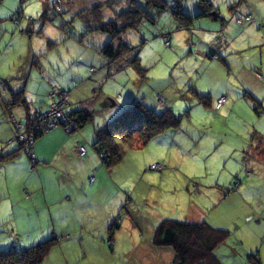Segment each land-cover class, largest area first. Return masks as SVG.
Here are the masks:
<instances>
[{
  "label": "rangeland",
  "instance_id": "rangeland-1",
  "mask_svg": "<svg viewBox=\"0 0 264 264\" xmlns=\"http://www.w3.org/2000/svg\"><path fill=\"white\" fill-rule=\"evenodd\" d=\"M103 1L106 0H63L61 15L42 20L45 0H0V75L18 76V67L31 47L37 55L44 53L39 58L43 68L56 64L58 56L65 62V71L80 65L76 59L79 48L103 36L109 39L104 33H85L83 14L91 13L92 7ZM143 1L108 0L114 6L103 9V19L112 18L129 3L141 5ZM208 1L212 9L203 0H177L170 6L192 17L210 12L215 18L196 16L185 28L173 20L170 8H151V21L143 19L136 29L122 35V40L135 48L132 55H137L144 72L141 77L132 67L119 72L121 88H112L115 94H121L116 98L118 104L125 108L134 99L147 105L143 96L148 101V94H160L168 105L170 102L168 108L176 117H181L176 129L134 149L140 156L142 171L131 188L147 226L155 219L157 223L166 218L187 221L192 209L202 207L198 206V196L209 190L221 192V199L213 204L205 198L202 208L203 221L228 232L215 247L214 255L220 264H264V0ZM30 8L34 12H29ZM248 11L251 15H247ZM245 15L251 20L245 21ZM238 18L243 19L241 24ZM191 37L196 44L191 45ZM49 41L56 44L51 49ZM225 41L229 42L227 49L213 52L216 57L212 58L206 45L217 47ZM196 45L207 50L206 57L197 54ZM61 64L62 60L58 66ZM29 70L33 82L30 86H36L42 75L35 67ZM222 93L226 99L230 93L229 97L237 102L232 109L225 104L216 108L215 96ZM2 95L0 89L1 101ZM117 107L114 111H118ZM153 164L161 168L153 170ZM116 192V188L109 187L110 198ZM2 217L0 250L22 249L48 239H30L33 235L24 234L29 224ZM12 228L21 234L16 235ZM118 238L120 243H128V229ZM144 238L142 235L141 240ZM79 242L82 240L75 241ZM75 247L71 245L65 253L54 247L45 260L48 258L49 264H127L123 245L115 249L107 245L100 252L95 247L85 248L86 254ZM157 248L152 249L171 250ZM163 255L158 264H171Z\"/></svg>",
  "mask_w": 264,
  "mask_h": 264
},
{
  "label": "crops",
  "instance_id": "crops-1",
  "mask_svg": "<svg viewBox=\"0 0 264 264\" xmlns=\"http://www.w3.org/2000/svg\"><path fill=\"white\" fill-rule=\"evenodd\" d=\"M247 15L251 13L248 11ZM201 36L203 37L202 34ZM169 37H172L171 33ZM53 41L57 42V40ZM107 42V36L97 38L96 41L90 40V43L79 48L76 59L81 61L78 62L80 65L70 67L67 71L63 67L65 62L60 56L56 64H50V68H43V62L39 58L44 53L37 55L38 52L31 47L18 67L21 68L18 76L0 75L2 79L7 78L3 81L6 83L8 92H2L0 86L1 94H3V101L0 100V154L6 156L18 151L15 157L0 161V220H3V214L5 217L14 218L9 222L21 221L29 224L30 229L27 228L24 234L29 232V235H33L29 236L30 239L57 238L58 243L55 249L59 247L64 253L71 245L73 247L76 245L83 254H86L85 248L88 250L95 247L100 252L107 245L112 249L123 245L126 249L127 264H158L159 259L164 257V253L167 257L166 261L172 263L174 255L171 248L168 252H163L152 245L151 240L158 219L153 220V224L150 222L149 227L144 224L147 220L142 214L140 216L142 211L131 188L142 171L140 156L134 152L135 150L121 147V162L112 168H106L93 146L95 129L110 121L124 109V105L116 101L121 94H115L116 91H112V88L113 90L121 88L118 85L119 72L128 67L131 68L127 65L126 59L111 63L98 51ZM190 42L191 45L196 44L192 37ZM49 43L53 44L50 49L56 45L52 41ZM199 46L196 45L197 54L206 57L207 50ZM206 46L210 52L217 53L226 50L229 42L225 41L217 47L213 44ZM42 51V49L39 50V52ZM60 60L62 64L58 66ZM32 67H35L42 75L41 79L35 82L36 86H30L33 82H30L31 70L29 69ZM91 68L95 71L91 72ZM138 75L141 77L140 74ZM134 77L137 79L136 76ZM37 86L42 88V91L35 89ZM66 89L69 91V111H77L83 107L91 109L92 120L84 125V129L82 126L73 133H68L58 126L37 138L32 148L36 160L34 163L28 153L20 149L15 139L13 117L19 121L26 118L32 119L48 109L52 91ZM20 91L23 92L26 106L17 103L8 111L4 98L6 96L10 98L11 93L16 94ZM219 96L224 97L223 93L219 94L215 96L217 100ZM229 96L230 93L224 104L230 110L237 102ZM145 98L143 96L142 100L155 110L170 105V102L168 105L166 98L160 94L157 96H153V93L148 94V101ZM133 102L134 99L128 101L126 107ZM216 103L217 101L215 105ZM116 107L115 110L118 111H114ZM88 124H91L90 128H86ZM78 144L86 147L87 152L84 157H80L77 152ZM109 187L116 188L119 193L115 195L116 192L110 198ZM206 193L202 197L198 196V206L202 207L192 209L190 211L192 216H188L185 220L203 221L205 198L212 200L210 204L221 199V192L209 190ZM127 229L128 243H120L118 237ZM13 231L16 235L21 234L19 231ZM142 235L146 238L141 240ZM71 240L73 242H70ZM78 240L82 242L76 244L75 241ZM0 244H3V241ZM153 247L157 249H152ZM65 262H68L67 258ZM42 264H49L48 258Z\"/></svg>",
  "mask_w": 264,
  "mask_h": 264
},
{
  "label": "trees",
  "instance_id": "trees-1",
  "mask_svg": "<svg viewBox=\"0 0 264 264\" xmlns=\"http://www.w3.org/2000/svg\"><path fill=\"white\" fill-rule=\"evenodd\" d=\"M171 1L173 2L177 0ZM171 1H169L170 3H166L163 0H144L143 4H139L140 6L129 3L126 9L119 13H115L114 16L108 20L103 19V9L105 7H113L114 5L108 3V0L103 1L100 4L94 5L91 13L83 14L86 26L85 33L100 32L107 34L109 37L108 42L98 49V51L111 63L126 59L127 62L130 63L132 69L142 75L144 69L141 67L137 55H132L135 48L125 43L122 40V35L125 34L127 30L136 29L143 19L151 21L152 19L148 14L151 8L158 11H164L165 9L170 8L173 20L180 27L185 28L189 27V23H191L196 16L212 15V17L214 16L215 18L214 13L209 14L210 12H201L192 17L181 12L178 8L171 9ZM203 1L206 2V5H208L210 9H212L208 0ZM61 14L62 5L61 12L55 13L51 18L48 17L44 4L41 19L53 20L54 17ZM246 16L247 15H245L244 18ZM243 19L238 18V20ZM211 54L216 57V55H214L215 53L212 51L210 52V56ZM0 83L2 92H6L5 81H0ZM54 92H58V94L67 93L69 97V91L67 89ZM17 103L26 106L22 91L16 94L11 93L10 98L5 101V106L8 111H10L12 105ZM69 106L70 102L68 98V101L64 106V112L69 117H76L78 124H75L76 128L73 130V132H76L87 122L92 120V111L91 109L84 107L77 111H69ZM11 115L13 116L12 113ZM26 119L28 120L26 126H29L32 119ZM180 120L181 117H176L174 112L168 107L158 112L140 101H134L122 109L110 121L95 129L93 146L99 153L103 165L106 168H112L122 160L121 147L131 150L139 149L146 145L153 137L167 130L176 129L179 126ZM58 126H61L66 132H68L64 124H59ZM54 128L47 130V132ZM45 133L35 137L32 141L40 138ZM16 141L21 150L25 148L22 141ZM79 145L81 144H78V146ZM17 153L18 151H14L6 156H1L0 154V161L13 158ZM33 158L34 157L32 156L31 161ZM227 235L228 232L226 230L216 229L205 221L190 222L163 219L157 224L151 243L156 247H169L172 249L174 257L171 264H220L214 255V249L218 244L224 241ZM57 243L58 239L51 237L26 248L17 249L10 247L8 249L0 250V264H42L51 249L54 248Z\"/></svg>",
  "mask_w": 264,
  "mask_h": 264
},
{
  "label": "built area",
  "instance_id": "built-area-1",
  "mask_svg": "<svg viewBox=\"0 0 264 264\" xmlns=\"http://www.w3.org/2000/svg\"><path fill=\"white\" fill-rule=\"evenodd\" d=\"M62 2L63 0H45V11L47 16L51 18L55 13L61 12ZM174 4H176V2H171V5ZM244 20L249 21L250 17L246 16ZM239 23H241V20H239ZM165 45L169 46L170 43L167 42ZM211 57L214 58L213 54H211ZM223 101V98L218 99L217 107H219ZM65 105L66 97L62 94H59L52 98L51 102L49 103L48 110L32 119L29 126H26L24 122L15 123V121H13V126L15 123V129L19 134V138L24 140L26 145H29L35 137L47 132V130L52 129L59 124H64L66 129L78 124L75 116L69 117L68 115L64 114ZM83 151L84 148L80 147V154H83ZM151 168L158 170L161 168V166L155 164L152 165Z\"/></svg>",
  "mask_w": 264,
  "mask_h": 264
},
{
  "label": "bare ground",
  "instance_id": "bare-ground-1",
  "mask_svg": "<svg viewBox=\"0 0 264 264\" xmlns=\"http://www.w3.org/2000/svg\"><path fill=\"white\" fill-rule=\"evenodd\" d=\"M174 2H176V1H174ZM250 17V16H249ZM250 20H251V17H250ZM95 71V69H92V72H94ZM60 94V93H59ZM58 94V92H54V91H52L51 93H50V97L51 98H54L55 96H57V95H59ZM62 95H64L65 97H66V103H67V101H68V94L67 93H62ZM220 98H223L224 99V101H223V104L226 102V98L225 97H220ZM219 98V99H220ZM218 101V100H217ZM223 104L222 105H220L219 107H217V103H216V108L217 109H219V108H221L222 106H223ZM64 114L66 115V113L64 112ZM12 121H15V123H22V122H24L26 125H27V123H28V120L26 119V120H22V121H18V120H15L14 119V117H13V120ZM15 123H14V125H15ZM58 126V125H57ZM56 127V126H55ZM75 128H76V125H73L71 128H69V129H66L68 132H73V130H75ZM16 140H20V141H22L23 143H24V149H25V151L28 153V155L29 156H33L34 157V155H33V151H32V148H33V143H34V141H31V143L29 144V145H26L25 144V142H24V140H21L20 138H19V134L17 133V131H16V138H15ZM80 147H83L84 148V153L83 154H80ZM77 151L79 152V154H80V156L81 157H84L85 155H86V147H85V145H79L78 147H77ZM30 157V158H31ZM33 161H34V163H36V160H35V158H33L32 159ZM153 165H155V164H153ZM158 165H160V164H158ZM161 166V165H160ZM152 169V168H151ZM153 170H155V169H153Z\"/></svg>",
  "mask_w": 264,
  "mask_h": 264
},
{
  "label": "snow or ice",
  "instance_id": "snow-or-ice-1",
  "mask_svg": "<svg viewBox=\"0 0 264 264\" xmlns=\"http://www.w3.org/2000/svg\"><path fill=\"white\" fill-rule=\"evenodd\" d=\"M34 7L38 9V8H39V5L36 4ZM29 12H34V10H33L32 8H30V9H29Z\"/></svg>",
  "mask_w": 264,
  "mask_h": 264
},
{
  "label": "flooded vegetation",
  "instance_id": "flooded-vegetation-1",
  "mask_svg": "<svg viewBox=\"0 0 264 264\" xmlns=\"http://www.w3.org/2000/svg\"><path fill=\"white\" fill-rule=\"evenodd\" d=\"M181 5H182V2H181Z\"/></svg>",
  "mask_w": 264,
  "mask_h": 264
}]
</instances>
